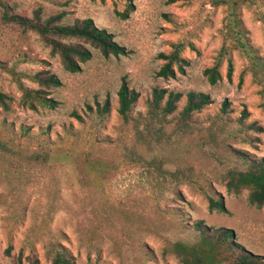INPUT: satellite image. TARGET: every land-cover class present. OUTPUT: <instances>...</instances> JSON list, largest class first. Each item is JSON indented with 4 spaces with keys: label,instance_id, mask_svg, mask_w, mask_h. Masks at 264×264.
<instances>
[{
    "label": "rangeland",
    "instance_id": "obj_1",
    "mask_svg": "<svg viewBox=\"0 0 264 264\" xmlns=\"http://www.w3.org/2000/svg\"><path fill=\"white\" fill-rule=\"evenodd\" d=\"M4 1L29 17L38 12L66 23L92 18L126 54L106 56L81 41L93 56L70 72L37 33L5 24L0 7V60L18 72L43 71L61 80L46 88L22 78L57 103L31 109L22 104L12 72L0 67V90L13 97L9 111L0 106V264H52L58 243L76 264H183L175 243L199 244L200 221L209 235L233 230L237 243L264 257V208L251 204L248 188L229 191L225 179L239 164L234 151L264 158V82L238 49L224 59L216 84L204 73L229 42L228 3ZM231 1L250 44L264 57V0ZM178 42L186 43L185 72L159 76L165 62L159 55ZM125 82L138 94L129 121L119 112ZM155 89L182 93L174 113L152 106ZM191 91L209 94L212 103L183 122L179 116ZM106 103L102 117L98 106ZM244 109L245 126L255 123L262 131L241 127ZM240 129L251 141L235 136ZM208 195L225 210L211 209Z\"/></svg>",
    "mask_w": 264,
    "mask_h": 264
},
{
    "label": "trees",
    "instance_id": "obj_2",
    "mask_svg": "<svg viewBox=\"0 0 264 264\" xmlns=\"http://www.w3.org/2000/svg\"><path fill=\"white\" fill-rule=\"evenodd\" d=\"M221 3H228L231 7L227 22V39L229 42L225 41L218 53L215 64L204 71L208 81L211 84H216L223 78L221 66L224 59L230 56L233 49H238L250 60L249 68L253 72L255 79L263 83L264 57L259 55L257 50L250 44L236 5L231 0H222ZM0 7L3 10L1 18L5 24L21 27L26 32L33 31L37 33L42 41L52 49V52L61 58L65 69L70 72L80 71L81 64L90 60L93 56L90 48L81 41L91 43L106 56L126 54L125 47L115 41L114 35L106 29L98 27L92 18L66 23L61 16H51L43 19L38 12L34 17L24 16L19 12H15L14 6L4 0H0ZM190 46L195 49L193 44ZM185 47L186 43L178 42L173 44L171 52L159 55L165 61L158 72L159 76L167 78L175 76L177 71L185 72L186 66L189 64V61L182 55ZM0 67L12 72L17 87L22 92L21 101L24 106L31 109H37L39 106L48 108L56 106V101L48 97L45 91L30 87L22 81V78H26L46 88L59 87L61 80L55 74L43 71L37 73L18 72L8 67L2 60H0ZM233 72L234 64L229 59V79H232ZM165 97H167V100L164 102ZM181 97V92L155 89L152 106L165 115H170L177 110V102ZM12 100V96L0 90V106L6 111L11 109ZM137 100L138 94L131 90L126 82L123 83L119 91V112L124 120H130L131 112ZM211 103L212 99L209 94L189 92L187 103L179 116L180 121H190L196 112H200ZM228 106V101H224L222 107L223 117L228 112ZM108 110V103L103 107L101 105L98 106V111L102 117L107 114ZM74 115L81 118L77 112H74ZM248 116L249 112L244 109L241 116V127L262 131L263 127H258L255 123L245 126L244 120ZM243 132H246V130H234L233 133L237 138L239 136L241 139L251 141L247 134ZM3 146V142L0 141V147ZM234 153L239 164L227 170L225 179L228 190L240 192L241 189L248 188L250 189L251 204L264 208V158L255 160L248 153L240 150L234 151ZM89 161L91 162L90 159ZM207 198L211 209L219 208L225 210L220 199L211 195H208ZM196 229L201 232L199 244H186L182 241L175 243L176 252L179 254L183 264H221L223 262L227 264H264L263 256L254 254L234 240L235 234L233 230L225 228L217 235H209L206 233L202 221L197 223ZM51 250L52 264H76L75 258L67 252L62 244L58 243Z\"/></svg>",
    "mask_w": 264,
    "mask_h": 264
}]
</instances>
